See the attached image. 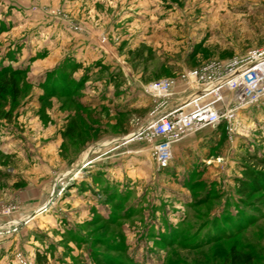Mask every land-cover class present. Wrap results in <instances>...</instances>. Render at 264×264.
<instances>
[{
	"label": "rangeland",
	"instance_id": "rangeland-1",
	"mask_svg": "<svg viewBox=\"0 0 264 264\" xmlns=\"http://www.w3.org/2000/svg\"><path fill=\"white\" fill-rule=\"evenodd\" d=\"M112 1L0 0V68L24 71L20 97L0 99V179L12 180L0 182L1 264H16L19 250L36 263L42 253L40 264H226L232 248L264 264V183L244 192L239 181L248 165L246 186L264 182V103L240 111L232 136L223 125L185 136L165 169L147 142L125 140L148 116L149 83L264 46V0H146L135 40L119 32L111 44L106 22L134 9L118 14ZM93 33L114 59L106 77L139 83L138 110L86 107L80 84L67 97L43 87L69 37ZM67 116L65 128L82 130L51 151Z\"/></svg>",
	"mask_w": 264,
	"mask_h": 264
},
{
	"label": "built area",
	"instance_id": "built-area-1",
	"mask_svg": "<svg viewBox=\"0 0 264 264\" xmlns=\"http://www.w3.org/2000/svg\"><path fill=\"white\" fill-rule=\"evenodd\" d=\"M179 81L190 89L185 99L175 90ZM148 86L154 89V105L125 140L147 142L157 166L165 168L172 162L175 142L221 123L232 136L238 128L240 111L263 103L264 46L229 59L207 60ZM11 212V207L3 209L4 214ZM14 256L16 264H38L21 250Z\"/></svg>",
	"mask_w": 264,
	"mask_h": 264
},
{
	"label": "crops",
	"instance_id": "crops-1",
	"mask_svg": "<svg viewBox=\"0 0 264 264\" xmlns=\"http://www.w3.org/2000/svg\"><path fill=\"white\" fill-rule=\"evenodd\" d=\"M112 2H116V3L119 2L120 4L121 10L120 9L118 10V14L123 11L125 6L131 7V9L132 8L134 9L130 11V14L128 17L127 15L123 14L121 16H117L116 18L115 17L111 19L109 18V20L105 24L104 29H102V31L103 32L105 31V34L107 35H111V38H110L111 44H112L111 39L115 37L120 38V36L118 35L119 32H121L120 34H121L123 41L131 40V39L135 40L134 31H133L135 29L133 28H136V26L140 25L139 22L136 21V17H138L141 14L142 10L140 8L146 6V5L142 6V4H145L146 0H113ZM36 9L37 10L35 9L33 10L35 12L42 13V10L40 8H36ZM144 14H146L145 11H144ZM144 20H146V18ZM94 33L88 35V37H85L84 39H81V37L78 35L74 37H69V40H70L69 46H72V48L69 49L67 53H65L64 55L60 57L61 59H63L64 57L66 56L69 57L70 55L72 59H76L81 62L82 66L79 67L78 71L75 72L74 76L76 77L77 83L81 85V90L84 92L82 101L84 100L85 95L89 96V97H85L86 103H84L85 104L84 106L90 107V108L98 107L101 109H106L109 112L111 111L114 114L116 113L117 115H123L126 112L129 113L131 111L138 110V108L141 107L142 102H145V101H142V97L140 95H137V94L135 95L134 93V90L139 85V83L138 82L136 83V81L132 79H124V80L121 79L120 77H118L117 75L118 73L116 71H112V73L110 74V75H113V78L106 77V73L108 72V69H109V64H112L114 62V59L111 56H109V53H107V51H105L104 49L100 47L101 44L98 40V37L94 35ZM86 38L91 39L92 42H90V44L85 42L87 40ZM115 44L113 43L112 47L119 50L120 46H118V42ZM134 45L137 46L136 44ZM104 56L107 58L104 59ZM60 58L56 62V64L54 63L53 66H49V67L54 69L58 65L57 63L61 60ZM174 76H178V73L176 75L166 76V77H174ZM147 88H149V86ZM175 90L179 92V97L182 99L187 98L190 92V89L187 87L185 82H181V81L178 82V84L175 87ZM130 91H133L132 95L130 94ZM151 91H154V89L152 88L151 90L150 88L149 93H148L150 101L152 102L150 109L154 105V101H155V98L152 95ZM128 98H131V100H129ZM66 119L67 120L65 124L63 123L64 125L62 123L58 124V126L55 129L56 132L51 137V140H50L51 151H53L54 148L57 149L60 146V142L62 141L63 132L65 133L68 132V128L67 127L65 128L66 123L68 121V116L66 117ZM108 136H110L108 132H107V136L102 135V137H105V138H101V135H100L99 138L101 139L94 143L97 144L100 141H105V139L109 140ZM177 142L173 144V152L176 149L175 144ZM94 143L89 142L88 143L89 146H86L87 145L86 144L82 148H80L78 150L79 151L78 156H74L75 158L73 159L70 158L71 161L69 162L66 161L67 163L64 162L65 164L63 166V169L70 166L73 162L77 161L80 155L87 148L92 146ZM14 150L18 151L17 149H14ZM6 181L12 182V180L10 179H0V182H6ZM33 216L34 215L32 213L30 217H33ZM6 257H7L6 255L0 257V264Z\"/></svg>",
	"mask_w": 264,
	"mask_h": 264
},
{
	"label": "trees",
	"instance_id": "trees-1",
	"mask_svg": "<svg viewBox=\"0 0 264 264\" xmlns=\"http://www.w3.org/2000/svg\"><path fill=\"white\" fill-rule=\"evenodd\" d=\"M80 66H82L80 61L72 59L69 56L57 68L48 71L47 79L43 87L45 89L49 87V93L53 95H64L67 97V95H69L70 93H75L80 85L77 83L74 74L76 71H78ZM23 74L24 71L22 69H17L10 65H4L0 68V99H2L3 95H11L13 96V99L20 97V87L15 77ZM65 92H67V94ZM220 125L221 127L223 125V132H226L225 125L223 123H221ZM72 128L74 129L76 135L75 133H73L71 134V137L78 136V134L82 130V128L76 129L75 127H71L68 129V132H70ZM245 168L246 170L244 171L246 174V179L239 180L242 183L244 192H250L252 188L259 191L262 188V183L264 182L262 180H257L252 184V187L246 186L247 182H249L248 176L251 172L249 171L250 167L248 165H246ZM259 177L264 180L263 175H260ZM229 252L230 253L227 257L226 264H254L253 256L250 254L237 251L235 248L230 249ZM36 258L38 264L42 263V261L44 263L47 262V257L42 255V253L40 252L36 253Z\"/></svg>",
	"mask_w": 264,
	"mask_h": 264
},
{
	"label": "water",
	"instance_id": "water-1",
	"mask_svg": "<svg viewBox=\"0 0 264 264\" xmlns=\"http://www.w3.org/2000/svg\"><path fill=\"white\" fill-rule=\"evenodd\" d=\"M33 215H35V214H33Z\"/></svg>",
	"mask_w": 264,
	"mask_h": 264
},
{
	"label": "bare ground",
	"instance_id": "bare-ground-1",
	"mask_svg": "<svg viewBox=\"0 0 264 264\" xmlns=\"http://www.w3.org/2000/svg\"><path fill=\"white\" fill-rule=\"evenodd\" d=\"M126 139V138H125Z\"/></svg>",
	"mask_w": 264,
	"mask_h": 264
}]
</instances>
